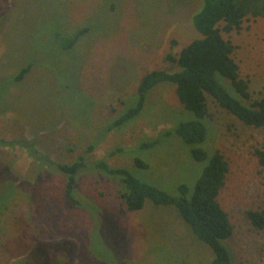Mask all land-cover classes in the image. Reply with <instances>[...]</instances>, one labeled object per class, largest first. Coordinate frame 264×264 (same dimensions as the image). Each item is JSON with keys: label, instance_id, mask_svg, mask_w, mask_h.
<instances>
[{"label": "rangeland", "instance_id": "obj_1", "mask_svg": "<svg viewBox=\"0 0 264 264\" xmlns=\"http://www.w3.org/2000/svg\"><path fill=\"white\" fill-rule=\"evenodd\" d=\"M201 4L0 0V264H212V251L173 208L147 201L125 218L109 210L98 197L103 173L91 166L105 158L112 167L172 191L177 183L192 186L205 165L192 159L194 147L209 155L219 150L229 163L218 201L234 227L226 242L232 264H264V230H255L245 217L264 208V166L254 154L264 152V130L244 126L208 98L203 144L161 137L182 118L194 119L178 102L174 86L161 84L148 94L138 117L105 132L145 74L179 70L166 56L176 57L200 37L192 17ZM84 27L88 33L71 50L54 39L59 31L70 37ZM224 38L236 46L233 57L251 100L264 98V18L245 21ZM26 65L31 70L24 81L9 82ZM158 136L155 147H139ZM14 142H27L57 163L84 155L91 168L78 175L75 196L89 207L68 204L65 178L37 165ZM117 148L123 152L109 156ZM136 158L148 169L136 168ZM118 189L113 182L108 193Z\"/></svg>", "mask_w": 264, "mask_h": 264}, {"label": "trees", "instance_id": "obj_2", "mask_svg": "<svg viewBox=\"0 0 264 264\" xmlns=\"http://www.w3.org/2000/svg\"><path fill=\"white\" fill-rule=\"evenodd\" d=\"M201 2V8L192 17V25L200 37L182 48L176 57L171 54L166 56V60L177 65L179 70L151 71L145 74L140 80L136 95L128 102L124 112L107 126L105 132L120 128L138 117L145 108L148 94L161 84L173 85L180 105L194 116L191 120L182 118L174 128L162 133L161 137L175 135L186 145L203 144L208 134V98L244 126L264 130V98L251 100L249 83L240 77L239 65L233 57L236 46L224 38V34L240 31L245 21L264 18V0ZM88 31L89 28L84 27L70 37L59 31L54 34V39L64 51H68ZM30 70V65L22 67L9 76V82L21 83ZM159 136L155 140L142 142L139 147H155L160 142ZM14 144L26 148L37 165L65 178L64 199L68 204L89 207L84 206L75 196L78 175L91 168L86 165L84 155L70 163H57L27 142ZM94 145H90L87 152L92 151ZM118 152H123V149L117 148L109 156ZM254 154L260 165L264 166V152L256 149ZM190 155L194 161L204 162L205 165L192 186L184 182L177 183L171 186L172 191L168 190L169 192L136 177L128 169L110 166L105 158L97 161L91 166L100 170L105 180L101 188L103 193H99L98 197L104 198L105 206L120 218L141 211L147 201L157 207H171L195 238L212 251V264H232L231 252L226 242L232 238L234 227L218 201L230 171L229 163L219 150H214L209 155L203 148L194 147ZM134 164L138 169H148V165L139 158L134 159ZM113 182L119 188L116 195L115 191L108 193ZM97 184L100 182L95 185ZM92 190L97 191L95 187ZM245 217L255 230H264V208L259 211L249 210Z\"/></svg>", "mask_w": 264, "mask_h": 264}]
</instances>
